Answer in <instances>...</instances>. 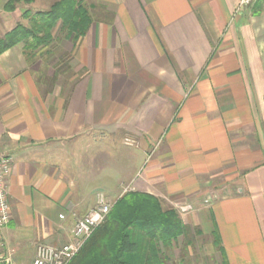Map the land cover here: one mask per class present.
I'll use <instances>...</instances> for the list:
<instances>
[{"label": "crops", "instance_id": "0c3cea01", "mask_svg": "<svg viewBox=\"0 0 264 264\" xmlns=\"http://www.w3.org/2000/svg\"><path fill=\"white\" fill-rule=\"evenodd\" d=\"M58 1L0 0V40ZM75 2L84 34L59 20L0 52L13 261L71 240L97 191L135 190L188 206L227 264H264V0Z\"/></svg>", "mask_w": 264, "mask_h": 264}, {"label": "trees", "instance_id": "16d2710c", "mask_svg": "<svg viewBox=\"0 0 264 264\" xmlns=\"http://www.w3.org/2000/svg\"><path fill=\"white\" fill-rule=\"evenodd\" d=\"M15 1L9 0L7 7L11 9ZM80 8L81 4L75 0H60L47 11L29 15L31 26L17 24L0 40V52L30 37L27 47L48 43L59 20L68 32L84 34L90 18L86 14L80 16V12L84 13ZM212 234L222 264H227L216 229ZM189 235L188 225L173 209H163L159 197L127 190L114 201L106 220L92 232L69 264H170L172 249L180 238L183 245L187 244Z\"/></svg>", "mask_w": 264, "mask_h": 264}, {"label": "built area", "instance_id": "2783aa9c", "mask_svg": "<svg viewBox=\"0 0 264 264\" xmlns=\"http://www.w3.org/2000/svg\"><path fill=\"white\" fill-rule=\"evenodd\" d=\"M253 0H238V8L250 4ZM14 163V158L8 153L0 154V264H14L12 251L6 249L1 236L2 228L9 222L11 217L8 201L7 177ZM112 203L101 190L95 194L94 205L82 215L75 218L72 239L61 245H51L39 242L35 245L31 264H69L79 252L87 238L107 218ZM180 211L189 209L186 205L178 206ZM62 218L63 214H59Z\"/></svg>", "mask_w": 264, "mask_h": 264}, {"label": "rangeland", "instance_id": "374dc122", "mask_svg": "<svg viewBox=\"0 0 264 264\" xmlns=\"http://www.w3.org/2000/svg\"><path fill=\"white\" fill-rule=\"evenodd\" d=\"M80 9L84 11V13L80 12V16L81 14H86V16L90 18V14L86 11V7L81 6ZM79 15L77 16L78 20L80 19ZM41 45L37 46L36 48H40ZM34 49L35 47L29 46V50L33 51ZM124 192L125 191L122 190L121 195ZM110 202L112 204L114 203L113 200ZM161 202L163 209H173L176 212L177 216L183 220V222H187L186 224L188 225L190 233V235L188 236L189 241L187 244L183 245V239L180 238L179 243L172 249V260H170V264H222V255L218 248L217 240L213 238V230L211 231V233L203 230L199 225H196L192 222L191 216L189 214L182 217V211H180L178 207L179 204H171L168 202H164L163 200ZM14 264L28 263L22 260V256L20 253H17L16 262H14Z\"/></svg>", "mask_w": 264, "mask_h": 264}]
</instances>
